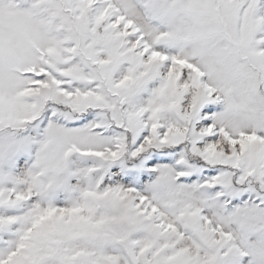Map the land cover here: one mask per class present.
<instances>
[{"label": "snow or ice", "instance_id": "6c2138e0", "mask_svg": "<svg viewBox=\"0 0 264 264\" xmlns=\"http://www.w3.org/2000/svg\"><path fill=\"white\" fill-rule=\"evenodd\" d=\"M0 264H264V0H0Z\"/></svg>", "mask_w": 264, "mask_h": 264}]
</instances>
